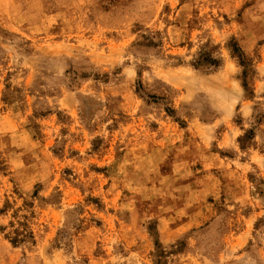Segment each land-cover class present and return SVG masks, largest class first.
<instances>
[{
  "label": "rangeland",
  "instance_id": "374dc122",
  "mask_svg": "<svg viewBox=\"0 0 264 264\" xmlns=\"http://www.w3.org/2000/svg\"><path fill=\"white\" fill-rule=\"evenodd\" d=\"M0 264H264V0H0Z\"/></svg>",
  "mask_w": 264,
  "mask_h": 264
}]
</instances>
